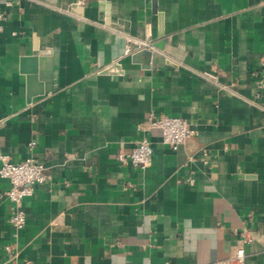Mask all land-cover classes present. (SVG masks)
Returning a JSON list of instances; mask_svg holds the SVG:
<instances>
[{
  "label": "crops",
  "instance_id": "crops-1",
  "mask_svg": "<svg viewBox=\"0 0 264 264\" xmlns=\"http://www.w3.org/2000/svg\"><path fill=\"white\" fill-rule=\"evenodd\" d=\"M0 29V151L50 176L20 230L0 179V264H234L241 232L264 264V0H0ZM151 112L195 137L121 163Z\"/></svg>",
  "mask_w": 264,
  "mask_h": 264
},
{
  "label": "built area",
  "instance_id": "built-area-1",
  "mask_svg": "<svg viewBox=\"0 0 264 264\" xmlns=\"http://www.w3.org/2000/svg\"><path fill=\"white\" fill-rule=\"evenodd\" d=\"M259 70L261 82L264 84V54L260 59ZM201 75L209 81L218 83L216 72L205 71ZM154 130L160 131L162 143L174 151L179 150L181 146L196 135V130L185 119L151 112L137 126L139 138L132 152L128 155L120 154L118 156L119 161L123 164L129 163L136 168H147L151 163L153 153L150 137ZM33 144L34 142L31 143V145ZM49 178L47 167L36 161L35 158L29 157L16 162L9 154L0 151V179L7 180L10 184L6 195L14 206L10 223L15 229H22L27 222L23 210L24 200L33 195L37 185L47 183ZM253 240L252 236H248L246 232H241L239 245L235 248V252L229 261L234 264H243L246 259L244 245ZM5 249L8 253L12 251L10 246Z\"/></svg>",
  "mask_w": 264,
  "mask_h": 264
},
{
  "label": "water",
  "instance_id": "water-1",
  "mask_svg": "<svg viewBox=\"0 0 264 264\" xmlns=\"http://www.w3.org/2000/svg\"><path fill=\"white\" fill-rule=\"evenodd\" d=\"M152 57H153V53L151 50H148V49L139 51L133 56L134 60L136 61H140L142 59L141 62L143 63L145 68H148L150 66ZM112 72L121 73V70L119 69L118 64L104 70L105 74L112 73ZM42 93H43L42 85H38L36 74H33L30 77V90L28 94L29 95L28 100H30L33 96L40 95Z\"/></svg>",
  "mask_w": 264,
  "mask_h": 264
}]
</instances>
